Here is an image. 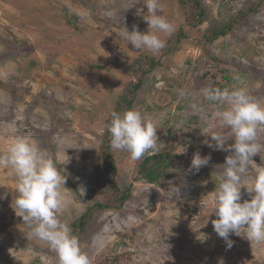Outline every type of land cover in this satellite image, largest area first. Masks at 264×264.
<instances>
[{
	"label": "rangeland",
	"instance_id": "374dc122",
	"mask_svg": "<svg viewBox=\"0 0 264 264\" xmlns=\"http://www.w3.org/2000/svg\"><path fill=\"white\" fill-rule=\"evenodd\" d=\"M200 1L205 21L190 30L177 0H159V14L175 29L183 25L187 36L176 51L152 54L120 36L123 26L148 30L137 14L139 9L146 14L143 0H0V154L14 137L24 136L51 155L67 177L70 206L61 219L68 224L96 202L102 146L115 164L116 186L130 187L120 209H96L75 230L92 264L99 254L121 252L131 253L137 263L264 264V242L251 244L231 234L228 248L212 227V191L231 153L205 143L211 141L207 133L220 129L212 118L215 106L200 95L218 81L230 87L239 74L250 97L264 103V0ZM251 7L254 11L232 30L202 48L198 40L208 26H220ZM140 55L155 56L160 63L133 92L130 84L137 74L131 64ZM226 75L228 82L221 79ZM129 90L131 109L157 123L159 153L169 161L156 183L136 177L144 157L134 161L108 143L110 113L124 109L120 96ZM181 91L187 95L181 97ZM193 105H202L209 119L194 114ZM258 139L264 143V127ZM197 152L209 162L190 171ZM66 155L70 163L60 165ZM260 155L252 157L246 183L257 166L264 168V150ZM16 182L10 168L0 167V264H56L55 253L30 237L28 224L13 209ZM175 187L179 198L172 193ZM240 191L241 202L251 198L245 188Z\"/></svg>",
	"mask_w": 264,
	"mask_h": 264
},
{
	"label": "clouds",
	"instance_id": "9594fccd",
	"mask_svg": "<svg viewBox=\"0 0 264 264\" xmlns=\"http://www.w3.org/2000/svg\"><path fill=\"white\" fill-rule=\"evenodd\" d=\"M143 5L146 6V14L142 9L137 10V14L147 23L148 30L141 32L135 25L128 30L123 26L120 36L136 49L157 54L166 46V40L158 34L171 36L175 27L159 14L162 10L159 0H143ZM233 81L230 87H205L200 91V95L215 106L212 118L220 129L207 133L211 141L206 140L205 143L214 150L231 153L222 164L223 170L212 191L213 204L208 212V215L215 214L212 227L228 248L233 244L229 239L231 234L243 236L251 244L264 242V168L257 166L255 173L245 182L255 164L252 157L264 150V143L258 139V130L264 127V103L250 97L239 74L233 76ZM186 95L185 91L180 92L181 97ZM193 108L196 110L194 114L201 120L209 119V113L202 105H193ZM110 115L106 130L110 134L113 150L126 151L134 161L142 159L145 154L159 153L156 134L159 127L156 122L136 109L123 113L112 111ZM224 129L230 134L225 135ZM209 159L194 153L189 170L198 172L208 164ZM59 163L66 165L70 163V158L66 155ZM0 167L10 168L16 177L13 209L28 224L30 237L44 242L55 253L56 264H92V259L81 249L79 239L72 234L69 224L61 219L70 206L65 192L67 177L61 174L51 155L37 142L16 136L7 150L0 154ZM242 187L251 195L243 202ZM80 190L83 194V188ZM172 193L179 198V187H175ZM175 216H178V210ZM206 222L207 219L204 224Z\"/></svg>",
	"mask_w": 264,
	"mask_h": 264
},
{
	"label": "trees",
	"instance_id": "16d2710c",
	"mask_svg": "<svg viewBox=\"0 0 264 264\" xmlns=\"http://www.w3.org/2000/svg\"><path fill=\"white\" fill-rule=\"evenodd\" d=\"M179 9L183 17L184 25L187 24L190 30L195 29L198 25L205 21L206 8L203 6L200 0H177ZM255 8L239 10L232 18L226 23L220 26H208L202 36L200 37L199 44H202L204 48L207 44L212 43L215 39L226 35L230 30L233 29L235 24L244 17L247 13L254 11ZM74 23V22H73ZM75 24V23H74ZM76 25V24H75ZM187 36L184 26H180L175 29L171 36L166 39V46L161 50L162 53H172L179 48V43ZM206 44V45H205ZM205 49V48H204ZM1 52L0 61L4 60V55ZM32 63H35L32 61ZM160 60L155 56H143L135 58L132 61V71L137 74V81L130 84L132 91H136L143 82L142 76L150 73L153 69L159 66ZM206 77L210 76L208 73ZM226 79V82L230 78L226 75L221 76V79ZM129 87V89H130ZM213 87L224 88V83L218 81ZM121 106L124 108L122 111L131 109L133 103V96H130V90L120 96ZM118 113H123L118 110H114ZM108 132V131H107ZM110 141V135L108 137ZM108 141V143H110ZM107 143V145H108ZM162 154L146 155L140 162L137 168L136 177L144 180L148 183H156L161 177L164 176L166 167L169 165V161H166ZM98 164H97V199L96 202L87 208V210L81 214L78 218H74L70 221L69 226L72 230V234L76 236L75 230L83 225L85 218L92 215L94 210H109V209H120L124 202L130 197V187L120 189L116 186L114 180V174L116 172L115 164L111 158L110 153H107L105 146H102L98 153ZM129 252L124 253H103L99 254L95 264H155L151 262L137 263L132 260Z\"/></svg>",
	"mask_w": 264,
	"mask_h": 264
}]
</instances>
